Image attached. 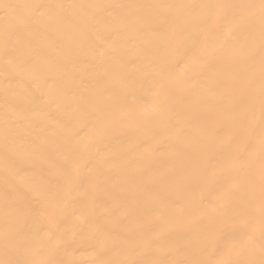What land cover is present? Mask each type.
<instances>
[{
    "label": "bare ground",
    "instance_id": "obj_1",
    "mask_svg": "<svg viewBox=\"0 0 264 264\" xmlns=\"http://www.w3.org/2000/svg\"><path fill=\"white\" fill-rule=\"evenodd\" d=\"M262 28L260 0H0V264H262Z\"/></svg>",
    "mask_w": 264,
    "mask_h": 264
},
{
    "label": "snow or ice",
    "instance_id": "obj_2",
    "mask_svg": "<svg viewBox=\"0 0 264 264\" xmlns=\"http://www.w3.org/2000/svg\"><path fill=\"white\" fill-rule=\"evenodd\" d=\"M260 10L262 23H264V0H260ZM262 39H264V28H262ZM261 144L264 146V137H262ZM248 242L250 243V240ZM224 264H227V262H224ZM262 264H264V261H262Z\"/></svg>",
    "mask_w": 264,
    "mask_h": 264
}]
</instances>
